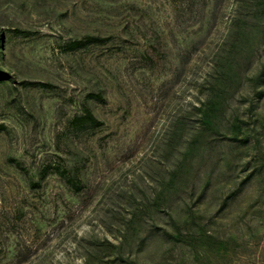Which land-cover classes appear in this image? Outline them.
Returning a JSON list of instances; mask_svg holds the SVG:
<instances>
[{
  "label": "rangeland",
  "instance_id": "obj_1",
  "mask_svg": "<svg viewBox=\"0 0 264 264\" xmlns=\"http://www.w3.org/2000/svg\"><path fill=\"white\" fill-rule=\"evenodd\" d=\"M0 264H264V0H0Z\"/></svg>",
  "mask_w": 264,
  "mask_h": 264
},
{
  "label": "trees",
  "instance_id": "obj_2",
  "mask_svg": "<svg viewBox=\"0 0 264 264\" xmlns=\"http://www.w3.org/2000/svg\"><path fill=\"white\" fill-rule=\"evenodd\" d=\"M104 38L100 37L99 35H90V34H85L80 38L74 39L68 43V47L70 49H78L81 47L86 46L89 43L92 42H102ZM96 118L92 115V113L86 109L83 114L76 115L73 120L72 124L78 126V125H83L87 121L94 122ZM83 123V124H82ZM236 129L240 127V124L235 123Z\"/></svg>",
  "mask_w": 264,
  "mask_h": 264
}]
</instances>
